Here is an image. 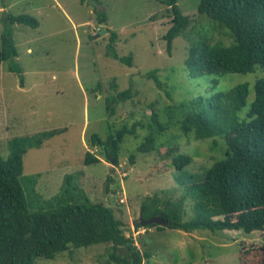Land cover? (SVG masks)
<instances>
[{"label":"rangeland","instance_id":"1","mask_svg":"<svg viewBox=\"0 0 264 264\" xmlns=\"http://www.w3.org/2000/svg\"><path fill=\"white\" fill-rule=\"evenodd\" d=\"M198 2L178 0V7L190 21L173 39L168 52L163 34L171 24L172 13L158 0H0V35L8 13H28L39 20L37 27L12 25L18 51L15 61L23 69V84L9 71L7 61L0 64V154L8 156V140L13 136L63 128L23 156L20 182L30 209L48 207L70 175L74 196L82 194L110 205L122 220L125 235L131 236L142 252H150L143 264H257L264 228L250 232L185 231L166 224H161L163 228L146 227L138 218L146 195L156 192L164 200L176 199L182 193L180 173L171 164L174 152L191 155L184 169L199 175L223 157L226 148L223 137L188 138L170 123L160 135V141L168 145L149 152L136 151L149 132L152 110L161 123L169 122V118L175 121L167 114L168 106L187 105L193 97L206 98L248 82L250 92L239 112L244 116L254 96L253 84L264 75L262 66L245 73L190 74L185 61L191 44L232 42L227 28L197 12ZM101 11L107 16L102 22L98 19ZM110 31L117 33L118 55L131 53V65L106 53ZM153 68H157L163 88L146 76ZM113 79L116 88L130 86L133 95L109 117L104 97L113 91ZM135 123V134L123 136L117 165L106 159L99 147L88 143L93 132L105 138L123 124L131 127ZM167 148L173 149L170 155ZM86 151L95 152L100 162L84 164ZM195 216V207L187 199L183 220ZM109 251L110 243L82 245L53 258L38 256L35 263L125 264L109 260Z\"/></svg>","mask_w":264,"mask_h":264},{"label":"trees","instance_id":"2","mask_svg":"<svg viewBox=\"0 0 264 264\" xmlns=\"http://www.w3.org/2000/svg\"><path fill=\"white\" fill-rule=\"evenodd\" d=\"M158 1L170 7L172 13L171 24L163 34L169 52L173 39L183 32L190 17L178 7V0ZM197 12L227 28L232 42L228 45L206 41L191 44L185 61L191 75L245 73L254 71L257 66L264 67V0H199ZM98 19L100 22L107 19L104 11L99 12ZM14 23L37 27L39 20L28 13H8L1 31L0 64L7 61L9 71L18 75L22 85L23 69L15 61L18 51L13 37ZM116 40L117 33L110 31L106 53L131 65V53L119 56ZM146 76L163 88L157 68L148 71ZM96 84L101 87V82ZM110 85L113 91L104 97L109 117L121 102L133 95L130 86L121 90L116 88L114 79ZM249 92V83L240 82L206 98L193 97L187 105L172 104L167 107V114L175 121L169 118L167 123L158 121V114L152 110L151 120L147 123L149 132L136 151L149 152L167 144L160 141V137L170 123L188 138L223 137L226 148L224 156L214 160L199 175L184 169L190 163L191 155L178 150L174 152L171 164L180 173L179 184L183 191L176 199L162 200L156 192L153 196L146 195L141 203L143 217L159 215L167 227L185 231L205 228L212 232L224 229L250 232L264 228V75L255 80L250 107L241 116L239 112L246 104ZM135 129L136 123L131 127L123 124L105 138L93 132L88 143L99 147L100 153L117 165L123 136L134 135ZM62 130L54 128L32 135L13 136L8 140V156L0 154V264H36L38 256L53 258L71 247L95 243H110L108 256L115 263L143 264L150 252H142L132 237L125 235L123 222L110 205L91 201L84 194L75 197L70 175L65 177L66 184L52 197L48 207H28L20 182L23 156L29 148L40 147L47 138ZM172 150L167 148V154L170 155ZM130 159H133V153ZM83 162H100V157L86 151ZM187 199L194 205L196 216L183 220ZM151 226L163 228L155 223L146 225ZM259 249L257 264H264V244Z\"/></svg>","mask_w":264,"mask_h":264},{"label":"water","instance_id":"3","mask_svg":"<svg viewBox=\"0 0 264 264\" xmlns=\"http://www.w3.org/2000/svg\"><path fill=\"white\" fill-rule=\"evenodd\" d=\"M102 32H105V30H102ZM138 218H139L140 224L145 225V226L150 224V223H155L158 225L166 224V221L163 219V217H161L159 215L152 216L149 218L143 217L142 210H140Z\"/></svg>","mask_w":264,"mask_h":264}]
</instances>
